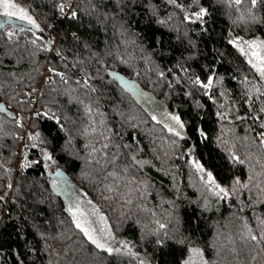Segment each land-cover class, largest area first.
I'll use <instances>...</instances> for the list:
<instances>
[{
  "label": "trees",
  "instance_id": "obj_1",
  "mask_svg": "<svg viewBox=\"0 0 264 264\" xmlns=\"http://www.w3.org/2000/svg\"><path fill=\"white\" fill-rule=\"evenodd\" d=\"M14 2L26 6L32 14L39 17L38 23L44 31L41 33L34 30L37 35L48 39L51 31L57 30L61 33L54 48H59L61 55L67 59L61 62L53 50L49 55L46 51H37L36 46L29 42L33 38L31 32L20 31V26L9 21L5 24L0 20V104L4 106V110L0 111V165H3L0 167V196L5 197L4 200H0V264H117L119 257L115 254L109 256L104 250L96 249L72 223L62 194L53 183V180L59 177L57 170L60 174L68 176L100 209L114 234L132 240L136 245L135 250L142 256L147 255L152 264H167L169 261L175 264L183 252V249L175 244H170L165 251L155 249L147 238L145 241L140 240V227L154 226L151 224L153 219L151 212L141 210L140 206L155 211L157 217L163 220L165 210L169 209L168 200L175 202L176 213L180 218L179 222L174 220L170 228H178L184 235L192 234L195 243L205 249L206 259L211 264H264V241L257 243L241 238L245 222L252 233L259 237L261 225L256 217L264 219V196H258L257 190L250 184L251 191L243 189L238 193L243 203H237L236 197L219 204L215 198H210L209 210L201 211L197 204L189 203L201 194L190 186V183H197V178L190 176L192 169L187 163V153L184 151L192 146L196 158L213 168L221 183L229 182L232 176H238L244 181L249 175L247 167L241 165L233 168L226 160V153L222 151L223 144L218 146L216 137H220L221 141L228 140L230 145L234 143L242 158L250 153V164H254L256 172H259L260 164L256 161L261 159L264 162V150L260 149L258 142L253 143V140L258 141L255 132L264 129H260L252 120L243 123L233 120L231 115L228 120L220 121L215 115L218 110L217 104L223 105L220 111H229V108L228 100L219 96L218 87L212 93L216 97V104L200 92L185 97L183 91L188 88L183 82L178 86L173 84V88L169 90L167 81H159L155 72L150 70L151 65H146L140 59L138 49L131 44H121L120 41L126 37L116 32L119 22L125 20L135 32L145 37L162 35L165 49L176 47L183 50V46L177 44L175 40L174 30L182 19V14L173 18L171 31L156 25L145 14L146 10L140 4L131 9L125 8L124 13H120L115 20L109 17L103 25L97 23L96 13L93 12L91 16L81 13L77 21L58 19L56 25L49 29L47 25L51 24L58 14L53 7L57 0ZM93 2L100 3L101 0ZM152 2L161 4V0ZM204 2L212 6V22L208 25V32L203 36L190 33L198 43L199 53L185 66L189 67L190 71L203 75L200 72L202 65L215 64L217 75L225 76L224 87L228 90L229 96L238 104V108L232 111L243 115L247 108L239 107L241 100L239 80L242 75H247L250 81L258 80V77L238 53L225 45L223 36L231 27L234 35L244 36L246 39L256 35L264 37V25L252 26V30L247 32L243 25L232 24L229 19V13L233 19L237 15L235 7L229 9L222 3H216V0ZM77 3H80V0H77ZM87 3L88 0H83L81 6ZM245 6L247 5L242 4L241 10ZM171 11H173L171 8L165 9L163 6L159 8L161 17ZM100 19L103 20L102 15ZM9 29L16 32L11 39L5 35ZM72 32H76L80 37L79 42L73 40ZM85 41L88 42L89 49L83 47ZM140 42L137 39V44ZM148 46L159 47L152 39L148 40ZM214 48L219 51H214ZM117 51L124 59L130 61L131 66L116 59ZM92 52L98 53V56L91 57ZM106 52L113 55L106 56ZM220 53L223 54L222 58L217 59ZM176 55H179V52ZM46 56L47 66L52 64L59 71H67L69 83L65 85L60 82L59 77H54L55 84H44L39 89L37 97L43 89L44 100L33 104L23 93L31 87H38ZM97 59H103L104 64H98ZM153 59L164 67H170L175 63L174 58L169 61L155 56ZM78 61L85 62L84 67L92 78L89 83L96 88V92L89 93L88 96L84 94L87 89L81 90L74 83L76 80L74 73L80 74L79 64L75 69L64 68V63L72 64ZM105 68L108 69L107 72L104 71ZM109 73H117L123 81L113 75L110 76ZM231 75H236L237 80L233 81ZM124 80L127 83H124ZM65 88H77L73 95L79 96L85 104L92 102V107L97 109V113L92 114V119L97 122L101 118L104 119L105 127L112 130V133L105 132V135L112 136L113 144L130 146L128 149H120L118 164L121 167L114 169L107 163L117 151L112 146L107 150H101L107 151L106 158L101 152L89 157L91 146L99 147L105 141L100 140L97 133L80 135L83 125L88 124L89 118L83 113L81 105L75 101L70 103L67 94L60 95ZM53 89L56 91H52ZM132 89L141 91L140 100ZM143 94L153 97L164 110L181 115L189 125L185 128L186 139L173 137L162 122L151 119L149 113L152 110L156 113L162 112L156 110L150 101L144 103L141 100ZM49 95L57 100L56 107L61 110L62 122L65 114L69 117L65 123L68 131H61L55 121L31 115L32 111L40 109L41 104L48 101ZM196 101L203 105L199 110L196 109ZM29 103L33 104V108L28 107ZM258 107L259 105H256V108ZM53 110L56 108L53 107ZM99 113H102L103 117ZM17 118L21 119L23 128L14 123ZM193 123L204 128L208 134L207 140L202 142L198 136L193 137L191 127ZM97 127L101 128L99 124ZM37 131L46 141L42 146L46 147L52 156L48 164L54 167L50 172L45 168L46 161L39 147L35 149L24 147L25 144L32 143L28 140L27 133ZM24 133L26 140L21 149L20 138ZM113 133L118 135H112ZM245 135L248 136L247 141L243 140ZM173 139L177 140L178 146L171 143ZM86 143L89 144L88 148L84 147ZM25 151L28 153L27 159L35 163L20 168L16 164L20 156L24 159ZM132 154H135L138 160L149 163L142 167L132 166L125 174L122 166L130 164L129 157ZM182 155L185 159L180 158ZM97 160L101 163H96ZM6 168H10L11 172H6ZM17 168L22 170V174ZM113 170L125 176V179L117 183L116 177L108 175ZM133 176L136 177V182L148 181L150 189L147 201L138 198V192H133L130 197L132 203L126 202L129 199L125 195L128 188L136 187V182L131 185L127 183ZM9 183L12 185L11 188L8 187ZM105 185L112 187L113 191H108ZM173 185L179 187L178 196ZM200 203H203V199ZM136 220L140 221V225L135 224Z\"/></svg>",
  "mask_w": 264,
  "mask_h": 264
},
{
  "label": "snow or ice",
  "instance_id": "obj_2",
  "mask_svg": "<svg viewBox=\"0 0 264 264\" xmlns=\"http://www.w3.org/2000/svg\"><path fill=\"white\" fill-rule=\"evenodd\" d=\"M83 0H80V3H77V0H57L53 4L54 9L57 10L60 17H63L66 20L77 21L81 13L91 16L93 12L96 13L97 23L103 25L105 21L111 17L113 20L117 18L120 13H124L125 8H134L137 4H140L146 11L145 14L154 21L158 26L166 27L170 31L172 30V21L173 18L179 14H182V19L179 20V23L175 26V40L177 44L183 46V50H180L176 47H170L165 49L163 47V37L162 35H155L153 37H145L141 33L135 32L131 25H127L125 20L119 22V27L116 28V32L122 36L126 37L120 41L121 44L128 45L131 44L138 49L140 53V59L146 65H151L150 70L155 72L156 77L159 81H167V87L169 90L173 88V84L177 86L182 82L187 85L188 90L183 91L185 97H191L196 92H200L203 96L207 97L208 100L212 101L214 104L217 103L216 97L212 94L216 88L220 89L219 96L221 98L228 100L229 111H220L219 109L223 107L222 104H217V111L215 112L216 117L220 121H225L229 119L231 115L233 120L245 122L246 120H252L253 123L258 124L260 129H264V37L256 35L252 38L246 39L244 36L234 35L233 30L229 27L226 30V35L223 36V41L226 46H230L240 57L243 58L244 62L249 66V68L254 71L258 80L250 81L247 75H242L239 80L241 86V100L239 102V107L244 108L246 106L247 111L243 114H237L232 110L238 108L236 101H233L228 94V90L224 87L225 76L217 75V68L215 64H205L200 67V72L203 75L197 74L195 71H190L189 67L185 65L188 61L193 60L199 53V46L196 40L192 38L190 33H195L196 35L203 36L205 32H208V25L212 22V6L211 4H205L204 0H161V4L157 5L152 2V0H101L100 3L93 2V0H88L87 5L81 6ZM216 3H222L229 9L235 7L237 15L233 19L231 13H229V19L232 24L243 25L245 31L250 32L252 26L264 25V0H216ZM246 4L247 6L241 10V5ZM163 6L165 9L171 8L173 11L168 12L166 16L161 17L159 13V8ZM115 9V11H112ZM0 13H3L5 20L2 23L6 24V20L9 17H16L18 20L25 22V26H20V31H28L32 33L33 38L29 41L32 45L36 46L37 51H46L53 45L54 38L45 39L42 35H37L36 31L39 30L41 33L44 31L41 28L37 20L29 13L28 9L22 7L20 4L15 3L14 0H0ZM103 16V20L100 19V16ZM49 29L53 28V24H48ZM16 34L15 30L9 29L5 35L11 39ZM61 33H57L59 37ZM72 38L75 42L80 41V37L76 32L71 33ZM211 35V33H209ZM137 39L141 42L137 44ZM152 39L155 45L157 46H148V40ZM38 41H43V43H38ZM83 47L89 49L90 46L87 41L84 42ZM56 56L59 57L61 62L66 61V57L61 55V50L59 48H53ZM214 51H219L214 48ZM179 52V55L176 53ZM106 56L113 55L111 52H106ZM222 53L217 57V59L222 58ZM98 53L92 52L91 57H97ZM155 56H160L162 59H175V63L171 64L170 67H164L160 63H156L153 59ZM91 57L89 60H91ZM116 59L123 64H129L130 61L124 59L119 52L116 53ZM98 64L103 65V59H97ZM84 61H78L76 63L68 64L64 63V68L66 70L75 69L77 65L80 66V74L74 73L76 75V80L74 83L81 90L87 89L84 94L88 96L89 93H95L96 88L93 87L89 81L92 79L88 71L84 67ZM178 70V71H177ZM99 72V69L97 70ZM104 71H108L107 68ZM47 73L51 75H44L43 80L45 84H55L56 80L54 77H59L60 82L67 85L69 83L70 77L67 75V71H59L58 68L52 64H49L47 67ZM179 73V74H178ZM112 75L123 81L122 77H119L116 73ZM171 77L169 80L168 77ZM103 79V77H101ZM233 81L237 80L236 75H231ZM124 83H127L124 81ZM52 91H56L53 89ZM77 91V88H65L64 92L60 95H68L69 102L75 101L78 105H81L83 108V113L88 115L89 122L88 124L83 125V131L80 132L82 136H88L90 133H97L99 139L105 141L103 144H100L99 147L93 145L91 146V151L89 152V157L91 158L94 153L101 152V150H107L110 146L117 149L115 153L112 154L111 159L107 161L108 164L112 165L114 169L121 167L118 164V156L120 155V149H128L130 146L128 144H113L112 136L105 135V132L112 133L111 129L105 127V121L101 118L98 122L92 119V114L97 113V109L92 107V102L88 104L84 103V100L77 95H73ZM37 92L36 87H31L30 90L25 91L23 95L27 98L28 101L39 102L44 100L43 89H41V94L37 97L35 94ZM23 103V102H21ZM51 105V106H50ZM57 100L55 97L49 95L47 102L41 104L40 109L32 111L31 115L36 118L44 117L49 120L55 121L59 125L61 131H68L65 127V123L69 120V117L65 114L61 116V110L59 107H56ZM256 105H259L256 108ZM196 109L199 110L203 107L199 101L195 102ZM28 107L33 108V104L29 103ZM53 107L56 110H53ZM4 110V106L0 104V111ZM153 121L162 122L164 128L169 134L173 137L186 139L185 128L189 125L186 124L185 120L181 117L180 114L176 112H171L165 109L162 113H156L155 110L149 113ZM103 117L102 113H99ZM159 116V120H158ZM190 120L192 118H189ZM14 123L21 128L23 124L21 119H15ZM97 124L101 128L97 127ZM135 127V125H133ZM192 135L193 137H199L203 142L208 139V134L204 128L193 123ZM248 127V125H246ZM229 131H233L229 129ZM112 135H118V133H113ZM223 135V132H222ZM28 140L31 141V144H25V149L28 148H38L40 153L45 161L52 160V156L49 153L46 147L42 145L46 142L39 131L33 133H27ZM255 137L258 138L253 140V143L259 144L260 149L264 150V131L255 132ZM218 146L223 144L222 151L226 153L227 162L234 168L236 166H246L248 169V178L244 181H241V178L238 176H232L230 181L227 183H221L217 178V175L213 168L206 166L200 159H197L193 154V148L190 146L184 151L187 153V163L192 169L190 176H195L197 178V183H190L191 187L196 188L197 192L200 193L196 200L189 201V203L197 204L201 211H207L210 208V198H215L217 204L225 201H229L230 198L236 197L237 203H243L239 199L238 193L243 189H252L249 187L250 184L257 190L258 196H264V162L261 159H258L256 163L260 164L261 170L256 172L255 165L250 164L251 154L249 153L244 158L237 152L235 144H229L228 140L221 141L220 137H216ZM244 141L248 140V136L243 137ZM171 143L175 146H178L177 140L173 139ZM85 148L89 147V144L84 145ZM101 154L106 158L107 151L101 152ZM24 159L19 161L20 168H26L31 163L27 159L28 153L25 151L23 153ZM181 159H185V156H181ZM130 164H125L122 166L123 173L127 174L132 166H140L149 163L148 161L138 160L135 154H132L129 157ZM96 163H101L100 160H97ZM3 167V165H0ZM48 165L45 164V168ZM6 172H11L10 168L5 169ZM231 172V169H229ZM167 174V173H166ZM59 170H57V176H59ZM109 176L117 178V183L120 180L125 179V176H121L120 173L116 170L108 173ZM133 182H136V177L133 176L128 179L127 183L131 185ZM254 182V183H253ZM54 184H57L56 180H53ZM11 183L8 184V187L11 188ZM108 191H113V188L105 185ZM176 188L177 196L179 195V187L173 185ZM150 185L147 180H140L136 182V187H129L126 196L129 199L126 201L128 204L132 203L131 194L133 192H138V198H142L144 201H147V193L149 192ZM4 196H0V200H4ZM203 199V203H200V200ZM164 201L162 200V203ZM167 204L169 209L165 210L164 219L161 220L157 217L155 211L147 209L146 206H140L141 210L146 212H151L153 217L151 224L153 227L143 225L140 227V240L145 241L149 239L153 247L157 250H167L170 244H175L180 246L183 249L181 257L175 261V264H211V262L206 259L205 249L199 244L195 243V237L192 234L184 235L178 228H170V224L175 220L179 222V215L176 213V204L173 200H168ZM68 212L71 215V221L77 229L83 234V237L94 245L96 249H102L112 256L115 254L119 257L117 264H152L151 259L144 255L142 256L139 251H136V245L132 240L127 238L118 237L114 234V231L111 226H109L107 218L103 213L97 212L95 209L94 213L98 217V221L101 224V227L96 228L91 226L90 222L85 218V214L82 211L79 202L70 203L68 206ZM219 210V209H217ZM243 209H241L242 211ZM123 215V214H122ZM243 219V218H242ZM257 221L261 225V230L259 237L254 235L251 229L248 227L247 222L243 225V235L241 238H247L251 241H256L257 243L264 241V219L256 217ZM120 222H117L119 226ZM136 225H140V221H135ZM167 264H172L171 261Z\"/></svg>",
  "mask_w": 264,
  "mask_h": 264
},
{
  "label": "rangeland",
  "instance_id": "obj_3",
  "mask_svg": "<svg viewBox=\"0 0 264 264\" xmlns=\"http://www.w3.org/2000/svg\"><path fill=\"white\" fill-rule=\"evenodd\" d=\"M17 3V2H15ZM19 4V3H18ZM22 7H25L27 8L26 6L20 4ZM28 9V8H27ZM29 13L37 20V22L39 21V17H37V15L35 14H32V12L28 9ZM0 20L1 21H4L5 20V17L3 16V13H0ZM6 21H9L11 22L13 25H17V26H21V25H25V22L23 21H20L18 20L16 17H9L7 18ZM49 34V33H48ZM50 35V34H49ZM49 38V36L47 37ZM48 54V53H46ZM46 66H47V56H46V62L44 63V66H43V70H42V73L40 75V81H39V85L37 87V92H36V96H38L39 94V89L45 84L44 83V80H43V77L46 73ZM126 81V80H124ZM129 87H132L131 85H128ZM133 90V93L134 95L140 100V97L139 95L141 96V91H138V90H135V89H132ZM146 95V94H143V96ZM141 100H143L144 103H149V101L151 102V104L155 107L156 110H160L161 112L164 111V108L162 105L158 104L157 101H155V99H153V97H147V96H144L143 98H141ZM32 103L34 104L35 101H32ZM148 106V105H147ZM159 118V116H158ZM28 125V124H27ZM26 133L22 134L21 135V138H20V148L22 149L23 148V143L25 142L26 140ZM20 149V150H21ZM22 160L21 156L19 157L18 161H17V165H19V161ZM49 161H46V164L48 165V167L46 168V170L48 172L51 171V169L54 167L53 165H49L48 164ZM15 166V167H16ZM56 180V179H55ZM57 181V188H58V191L61 192L62 194V197L64 199V202H65V207L68 209V206L70 203H75V202H79V205L82 209V211L84 212L85 214V218L90 222L91 226L93 227H96V228H99L101 227V224L99 223L98 221V217L97 215L94 213V209L99 212V213H102L100 211V209L90 200L88 199V197L86 195H84V193H82L77 187L76 185H74V183L70 180V178L68 176H66L65 174H60L58 179L56 180ZM104 215V214H103ZM105 216V215H104ZM109 224V223H108Z\"/></svg>",
  "mask_w": 264,
  "mask_h": 264
},
{
  "label": "built area",
  "instance_id": "obj_4",
  "mask_svg": "<svg viewBox=\"0 0 264 264\" xmlns=\"http://www.w3.org/2000/svg\"><path fill=\"white\" fill-rule=\"evenodd\" d=\"M58 19H64V18L63 17H60L59 14H57L56 18L52 21L51 24H53L55 26ZM57 33H58L57 30H54V31H51L50 32L49 38H54V39H53V45L50 46V48L48 50H46V52L48 53V55L51 53L52 49L54 48V45H55V42H56V39H57ZM47 67L48 66H46V70H45L46 73H45V75L46 74L47 75H51L50 73H47ZM18 170H19V173L22 174V170L21 169H18Z\"/></svg>",
  "mask_w": 264,
  "mask_h": 264
},
{
  "label": "water",
  "instance_id": "obj_5",
  "mask_svg": "<svg viewBox=\"0 0 264 264\" xmlns=\"http://www.w3.org/2000/svg\"><path fill=\"white\" fill-rule=\"evenodd\" d=\"M117 74V73H116ZM109 75L111 76L112 75V73H109ZM118 75V74H117Z\"/></svg>",
  "mask_w": 264,
  "mask_h": 264
}]
</instances>
